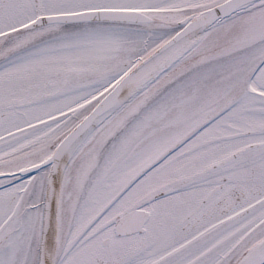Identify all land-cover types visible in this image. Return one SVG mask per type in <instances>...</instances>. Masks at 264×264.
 <instances>
[{"label": "snow or ice", "instance_id": "obj_1", "mask_svg": "<svg viewBox=\"0 0 264 264\" xmlns=\"http://www.w3.org/2000/svg\"><path fill=\"white\" fill-rule=\"evenodd\" d=\"M0 264H264V0H0Z\"/></svg>", "mask_w": 264, "mask_h": 264}]
</instances>
